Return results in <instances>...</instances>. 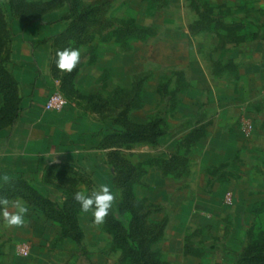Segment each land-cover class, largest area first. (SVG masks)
Instances as JSON below:
<instances>
[{"label":"rangeland","instance_id":"obj_1","mask_svg":"<svg viewBox=\"0 0 264 264\" xmlns=\"http://www.w3.org/2000/svg\"><path fill=\"white\" fill-rule=\"evenodd\" d=\"M76 3L0 0V130L28 97L24 53L41 51L67 101L53 111L83 138L1 182L29 223L0 218V264H137L125 239L149 264H247L264 245V0ZM32 29L46 34L19 44ZM67 47L71 73L55 65ZM101 183L116 202L96 226L73 196Z\"/></svg>","mask_w":264,"mask_h":264},{"label":"crops","instance_id":"obj_2","mask_svg":"<svg viewBox=\"0 0 264 264\" xmlns=\"http://www.w3.org/2000/svg\"><path fill=\"white\" fill-rule=\"evenodd\" d=\"M43 34H46L45 31L32 29L31 33L22 35L23 38L17 41L29 47L36 38L43 39ZM23 51L26 52V49ZM24 56L29 58L28 70L35 73L18 76L21 94L26 91L28 97L23 100V109L17 121L0 130V176L7 173L10 178L61 161L64 143L73 138L80 147L83 139L80 135L71 134L74 129L61 112L46 109L47 99L56 87L51 75V53L35 51L29 54L27 51Z\"/></svg>","mask_w":264,"mask_h":264},{"label":"clouds","instance_id":"obj_3","mask_svg":"<svg viewBox=\"0 0 264 264\" xmlns=\"http://www.w3.org/2000/svg\"><path fill=\"white\" fill-rule=\"evenodd\" d=\"M71 43V42H70ZM81 61V50L79 48L67 47L57 50L55 65L60 72H73ZM4 184L10 183L11 178L7 173L0 176ZM73 199L80 205L82 213H91L93 224L96 226L105 223L113 204L116 202V195L106 183H101L90 192L80 190L75 192ZM29 214V206L21 198L9 199L0 196V218L8 228H24L29 221L26 217Z\"/></svg>","mask_w":264,"mask_h":264},{"label":"trees","instance_id":"obj_4","mask_svg":"<svg viewBox=\"0 0 264 264\" xmlns=\"http://www.w3.org/2000/svg\"><path fill=\"white\" fill-rule=\"evenodd\" d=\"M77 0H75V4ZM14 22H18L16 19H14ZM15 86V93H16V83H14ZM12 125L11 123L8 125L10 126ZM116 128H118L119 130H124L123 127L120 126H116ZM45 208V207H44ZM52 212L49 211L48 214H50ZM76 225V226H75ZM74 225V229L77 230L78 225L77 223H75ZM114 225H118L117 223H114ZM78 233V232H77ZM76 233V234H77ZM80 233H78L77 235H79ZM76 235V236H77ZM124 242L122 243L123 246L125 247V249L133 255L134 257V261H136L137 264H149L148 259H147V254L148 251L146 250L145 247H142V243L140 242L137 246L136 249L134 251H132L130 249V247H128V240H123ZM245 262L247 264H264V245H255L253 246L249 251H247L246 256H245Z\"/></svg>","mask_w":264,"mask_h":264},{"label":"built area","instance_id":"obj_5","mask_svg":"<svg viewBox=\"0 0 264 264\" xmlns=\"http://www.w3.org/2000/svg\"><path fill=\"white\" fill-rule=\"evenodd\" d=\"M66 103L64 96L60 92L55 91L48 97L46 109L60 111L65 107Z\"/></svg>","mask_w":264,"mask_h":264}]
</instances>
